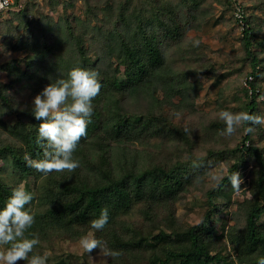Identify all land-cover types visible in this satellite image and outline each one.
Returning <instances> with one entry per match:
<instances>
[{
    "label": "trees",
    "instance_id": "16d2710c",
    "mask_svg": "<svg viewBox=\"0 0 264 264\" xmlns=\"http://www.w3.org/2000/svg\"><path fill=\"white\" fill-rule=\"evenodd\" d=\"M45 1L66 10L75 0ZM206 2L82 0L81 15L64 13L57 19L37 12L38 0L5 11L0 35L11 52L0 57V71L7 79L0 81V161L7 167L6 175L0 173V209L13 189L32 179V187L25 190L34 198L26 208L35 223L25 235L38 234L40 243L29 258L63 261V244L90 234L121 253L107 257L109 264H258L264 257V144L253 140L255 132L245 135L244 126L230 137L221 135L226 126L218 116L221 110L260 115L264 0L211 1L231 11L228 20L223 17L226 23H238L233 14L238 2L244 16L239 49L227 53V65L220 64L225 68L209 72L202 67L209 45L198 35L189 36L214 15ZM193 40L199 45L193 46ZM17 51L21 55L13 54ZM77 66L99 72L102 85L92 101L87 135L73 154L80 167L44 175L24 159L25 154L42 158L37 143L41 122L33 115V97ZM232 72L245 97L236 104L224 95L230 83H221ZM201 73L217 85L210 110L191 101ZM246 75L252 76L249 86L241 81ZM213 160L226 164L216 184L207 179ZM246 167L249 196L228 209L229 199L221 204L216 196L228 197V175ZM199 188L205 206L201 218L184 223L176 215V202ZM192 199L201 200L196 194ZM104 207L108 223L96 231L91 221ZM133 212L137 220L123 218ZM223 212L231 225L226 227L225 220L217 231L213 221Z\"/></svg>",
    "mask_w": 264,
    "mask_h": 264
},
{
    "label": "clouds",
    "instance_id": "9594fccd",
    "mask_svg": "<svg viewBox=\"0 0 264 264\" xmlns=\"http://www.w3.org/2000/svg\"><path fill=\"white\" fill-rule=\"evenodd\" d=\"M2 7V5H0ZM193 46L199 45V40L192 41ZM99 72L95 69L74 67L67 78H56L33 97V115L40 121L37 143L42 149V158L32 159L25 154L24 159L29 167L47 175L52 172H74L80 167V161L74 157V152L81 138L87 135V124L93 111L92 101L99 94L102 87ZM219 119L225 124L221 135L232 136L237 129L244 126V134L255 132V126L264 124V116L250 112H232L221 110ZM246 125V126H245ZM223 178H218V183ZM227 179L234 191L240 192L243 179L239 172L232 171ZM33 193L24 187L13 189L6 206L0 209V245L9 247L0 251L2 264H47V256L33 255L34 246L40 243L39 236L26 232L35 223L30 208H26L33 200ZM109 219L107 207L101 209L97 219L91 221V228L101 231ZM81 248L90 256L95 249H100L104 257H118L119 251L108 249L94 234L80 238ZM258 264H264V257L259 258Z\"/></svg>",
    "mask_w": 264,
    "mask_h": 264
},
{
    "label": "rangeland",
    "instance_id": "374dc122",
    "mask_svg": "<svg viewBox=\"0 0 264 264\" xmlns=\"http://www.w3.org/2000/svg\"><path fill=\"white\" fill-rule=\"evenodd\" d=\"M212 0H207V5H209L210 9L213 10V17L206 19L202 26L198 28L197 30L191 29L189 31V36L198 35L200 37L201 41L206 42L209 47L205 48L204 52L209 54V57L207 60H205L202 64V67L205 71L209 72L211 69H218L222 70V68H225L224 65H227L226 62L228 59L227 53H232V50L236 52L239 49V36L241 35V26L240 24H234L231 22H225L230 18L231 11L227 8H221L217 6L216 2L211 3ZM243 1V0H241ZM211 3V4H210ZM81 5L82 0H75L74 5L72 7H68L66 10H63L61 7V4H58L56 6H49L47 1H42L37 5V12L42 13H48L50 15H53L55 19L60 17V15L66 13L67 15H70V17H73L74 15H81ZM252 10L250 9L246 13H250ZM255 11V10H253ZM216 16H222L221 19H215ZM8 17L7 12H3L0 15V21L5 20V18ZM226 19L224 20L223 19ZM224 20V22H223ZM15 22V21H14ZM13 22V23H14ZM7 41L0 35V57H2L6 53H10L11 50L7 48ZM179 48L183 49V45L180 43ZM14 55H21V52H13ZM224 63V65L220 66L221 63ZM245 68V67H244ZM119 71L121 76L125 81L126 79V70L124 66L119 67ZM248 75L244 76L242 81V84H244V80L247 78ZM5 73L0 71V81H6ZM196 81L200 84V86L197 88V92L192 97L191 101L192 104L204 109V110H210L212 107H214L215 104V97L217 93V85H214V79L207 76V73H201L200 76L196 79ZM228 82L231 86H228L225 91V97L226 101L229 103L236 104L237 101L245 99L243 92L241 90V82L240 79L237 77L235 72H232L227 77H224L223 81L221 83ZM261 86L264 88V81L260 80ZM178 93V89H175V94ZM259 109H260V115L264 116V100H261L259 103ZM6 120L12 121V117H5ZM183 119V117L181 118ZM253 140L258 141L260 143L264 144V124H261L258 126L257 130L255 131V134L253 135ZM211 165L214 167L213 169L210 167V165L207 166V168L212 171L210 175L207 176L208 181L210 180L212 184H216L218 181V178H220L225 172H226V164L224 162H217L212 161ZM3 168L0 170V173L5 174V171L7 167H4L1 165L0 161V168ZM237 172L240 173L243 183L241 184L242 189H246L244 191L236 192L230 187L229 189V196L223 197L222 195L216 196V201L221 204H225L227 200L229 199V208L233 209L235 204L234 201L238 199H242L245 195L249 196V193L247 191V186L245 184L246 180L248 179V167L241 168L237 170ZM6 175V174H5ZM22 187H32L33 181L32 179L26 180L24 183H22ZM202 190L199 189H193L190 193L185 194L183 197L179 198V200L176 202V215L179 220H181L184 223H195L199 221L202 215L203 207H205L204 204V196H202ZM196 194L197 197L200 200V203L193 202L192 195ZM219 215L215 216V220L213 221L214 227L217 231H220L221 224L223 221H226V227L231 225V221L229 220V214L228 213H218ZM128 220H137L136 213L133 212L132 214H129L126 217H123ZM108 223V222H107ZM90 233H93V230L90 231ZM65 251V256L63 261H54L47 264H109L108 258L104 257L100 254V249H95L92 253H90V256L84 252V250L81 248L79 244V240L76 242H65L63 244ZM228 248L230 245H227ZM0 251L6 250L8 247L2 245L0 246ZM2 264V262H0ZM20 264H28L27 261H22Z\"/></svg>",
    "mask_w": 264,
    "mask_h": 264
},
{
    "label": "built area",
    "instance_id": "2783aa9c",
    "mask_svg": "<svg viewBox=\"0 0 264 264\" xmlns=\"http://www.w3.org/2000/svg\"><path fill=\"white\" fill-rule=\"evenodd\" d=\"M25 0H0V13L5 12L6 10L12 9V8H20L22 7ZM39 2L45 1V0H38ZM233 14L240 26L242 27L243 24V16H244V10L241 6V4L238 2L234 6ZM252 76L248 75L247 78L244 80V85L249 86L248 80H251Z\"/></svg>",
    "mask_w": 264,
    "mask_h": 264
}]
</instances>
